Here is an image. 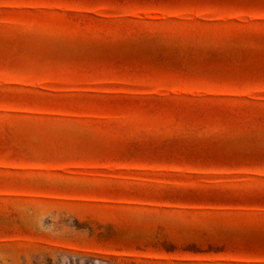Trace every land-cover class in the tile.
<instances>
[{
  "label": "rangeland",
  "instance_id": "obj_1",
  "mask_svg": "<svg viewBox=\"0 0 264 264\" xmlns=\"http://www.w3.org/2000/svg\"><path fill=\"white\" fill-rule=\"evenodd\" d=\"M0 264H264V0H0Z\"/></svg>",
  "mask_w": 264,
  "mask_h": 264
},
{
  "label": "clouds",
  "instance_id": "obj_2",
  "mask_svg": "<svg viewBox=\"0 0 264 264\" xmlns=\"http://www.w3.org/2000/svg\"><path fill=\"white\" fill-rule=\"evenodd\" d=\"M3 258L2 257H0V260H2Z\"/></svg>",
  "mask_w": 264,
  "mask_h": 264
}]
</instances>
